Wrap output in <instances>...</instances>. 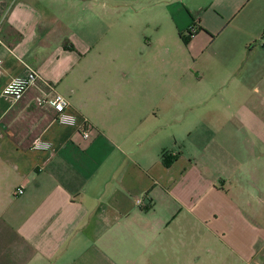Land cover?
Listing matches in <instances>:
<instances>
[{
    "label": "crops",
    "instance_id": "0c3cea01",
    "mask_svg": "<svg viewBox=\"0 0 264 264\" xmlns=\"http://www.w3.org/2000/svg\"><path fill=\"white\" fill-rule=\"evenodd\" d=\"M222 35L227 104L196 108ZM0 40V264H264V0H0Z\"/></svg>",
    "mask_w": 264,
    "mask_h": 264
},
{
    "label": "rangeland",
    "instance_id": "374dc122",
    "mask_svg": "<svg viewBox=\"0 0 264 264\" xmlns=\"http://www.w3.org/2000/svg\"><path fill=\"white\" fill-rule=\"evenodd\" d=\"M204 4V2H199ZM146 13H143V15L139 16V19L145 18ZM196 35V34H195ZM224 36L222 35L218 39L214 38H209L207 42H204V45L202 44L201 46V38L197 39L198 46H200L198 52H196V57L197 55L202 54V66L200 67V64H196V70H198L199 75L203 76V80L201 81L200 86V95L198 97L199 100H197L198 104L196 105V108H207L208 106H226L227 104V95L224 93L227 88H229L226 84L225 81H223L224 76L226 75V52L222 50L221 53H216L218 57H215L214 55L211 56V48H215L218 44L222 45V41L224 42ZM183 39L190 41L191 37L188 31L182 35ZM193 37V36H192ZM197 38V36H195ZM194 37V38H195ZM184 42V54L186 55V59L193 60L192 58L194 57V54L192 55V44L191 46L189 45V42L183 41ZM189 45V46H188ZM224 46V43H223ZM224 49V47H223ZM193 71V74H197V71ZM256 74V73H255ZM207 80L210 82V92L209 94H206V92H203L205 90L206 85H207ZM251 86V91H254L253 87L256 86V84H250ZM216 87V88H215ZM250 91V101H252L256 106H259L260 99H258V95L253 94ZM208 95V96H207ZM260 96V95H259ZM236 106V104H235ZM170 264H172L170 262Z\"/></svg>",
    "mask_w": 264,
    "mask_h": 264
},
{
    "label": "built area",
    "instance_id": "2783aa9c",
    "mask_svg": "<svg viewBox=\"0 0 264 264\" xmlns=\"http://www.w3.org/2000/svg\"><path fill=\"white\" fill-rule=\"evenodd\" d=\"M191 31L194 35L197 32V28L193 27L191 28ZM2 69L3 62L0 59V74ZM37 81L38 75L35 72H30L26 77H17L12 79L3 88L2 93L6 97H9L15 101H19L30 87L36 86ZM49 89L50 91H41V96L36 97V103L40 106L48 105L52 107L57 112V121L61 125L77 128L82 137L85 140H89L91 138L93 126L87 120H83V122L80 124L77 117L69 112V108L71 106L69 100L65 96L57 93L53 87L49 86ZM3 136L4 133L0 127V142L3 139ZM32 149L35 151L48 152L52 149V144L46 141L38 140L34 142ZM22 193L23 190L18 191V194Z\"/></svg>",
    "mask_w": 264,
    "mask_h": 264
},
{
    "label": "trees",
    "instance_id": "16d2710c",
    "mask_svg": "<svg viewBox=\"0 0 264 264\" xmlns=\"http://www.w3.org/2000/svg\"><path fill=\"white\" fill-rule=\"evenodd\" d=\"M198 32H199V30L197 29V32H196L195 34H197ZM188 33L190 34V37H192V36L195 35V34L193 35V32H192L191 30H189ZM184 41L189 42L188 40H185V39H184ZM173 159H174V158H170V159H169L168 157L165 156V157H164V163H165V165H166V166H170L171 163L173 162Z\"/></svg>",
    "mask_w": 264,
    "mask_h": 264
}]
</instances>
